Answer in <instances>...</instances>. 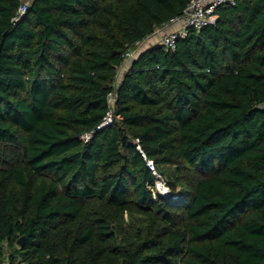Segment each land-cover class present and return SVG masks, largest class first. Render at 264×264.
<instances>
[{"label":"trees","instance_id":"1","mask_svg":"<svg viewBox=\"0 0 264 264\" xmlns=\"http://www.w3.org/2000/svg\"><path fill=\"white\" fill-rule=\"evenodd\" d=\"M190 1L0 0V264H264V0L117 83Z\"/></svg>","mask_w":264,"mask_h":264},{"label":"built area","instance_id":"2","mask_svg":"<svg viewBox=\"0 0 264 264\" xmlns=\"http://www.w3.org/2000/svg\"><path fill=\"white\" fill-rule=\"evenodd\" d=\"M236 2L237 0H191L183 14L174 16L163 26L158 27L150 37L159 36L162 45L167 49L175 50L177 48L178 40L187 36L189 28L200 30L204 26L216 23L218 19L217 9L222 5H234ZM30 3L31 0H22L18 14L15 17L16 20L22 18L27 13ZM134 53L135 51L132 50L130 55L125 57L124 62L131 58H135L136 55H134ZM120 81L121 80H119L118 77L117 83ZM115 97L116 94L114 92L109 93L108 102L110 110L104 117L103 121L98 125V129H103L112 124L115 118H121L120 115H116L114 111ZM84 137L85 139H89L91 134H86ZM147 164L158 176V183H156L157 191L155 194H157V192L160 193L159 190L166 188L165 178L157 173L158 171L155 168L153 160H147ZM160 194L165 195L163 193ZM5 249L6 258L4 264H10V254L13 250H11L8 245L5 246ZM17 262L18 264H27L26 262L21 261V259H18Z\"/></svg>","mask_w":264,"mask_h":264},{"label":"rangeland","instance_id":"3","mask_svg":"<svg viewBox=\"0 0 264 264\" xmlns=\"http://www.w3.org/2000/svg\"><path fill=\"white\" fill-rule=\"evenodd\" d=\"M156 37H158V39H159V36H156ZM154 43H159V44H162L161 43V41L160 40H157L156 42H154ZM150 44H152L151 42H150ZM140 44H138V45H136V47H135V50L138 48V46H139ZM164 46V45H163ZM143 47V46H142ZM134 58H131V59H129V60H127V61H125L124 63H123V65L120 67V69H119V80H121V78L123 77V74L127 71V69L129 68V66H130V64H131V62H132V60H133ZM158 174H161V173H159V172H157ZM162 175V174H161ZM155 176H156V183H158V176L155 174ZM163 177H164V175H163ZM165 182H166V180H165ZM179 186H177V190H179ZM171 190H172V186H170L168 183H166V188L165 189H162V190H159L160 191V193H163V194H165V195H169L170 193H171Z\"/></svg>","mask_w":264,"mask_h":264},{"label":"crops","instance_id":"4","mask_svg":"<svg viewBox=\"0 0 264 264\" xmlns=\"http://www.w3.org/2000/svg\"><path fill=\"white\" fill-rule=\"evenodd\" d=\"M173 28H174V27H173ZM157 40H159V39H158V37H156V36L148 37L147 39L143 40L142 42L139 43L140 45L138 46V48H137L136 50H134V51H135L134 55H136V54H137L139 51H141L143 48H145V47L151 45L150 42H151V43H154V42H156ZM142 46H143V47H142ZM123 75H124V74H123ZM121 79H122V78H121Z\"/></svg>","mask_w":264,"mask_h":264},{"label":"water","instance_id":"5","mask_svg":"<svg viewBox=\"0 0 264 264\" xmlns=\"http://www.w3.org/2000/svg\"><path fill=\"white\" fill-rule=\"evenodd\" d=\"M24 243H25V236L21 237V238L19 239V241H18V244H19L20 246H23Z\"/></svg>","mask_w":264,"mask_h":264}]
</instances>
